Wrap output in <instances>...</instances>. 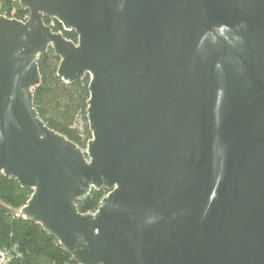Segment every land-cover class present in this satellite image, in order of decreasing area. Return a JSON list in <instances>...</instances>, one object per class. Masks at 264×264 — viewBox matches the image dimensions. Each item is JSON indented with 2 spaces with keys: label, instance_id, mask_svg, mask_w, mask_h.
<instances>
[{
  "label": "water",
  "instance_id": "95a60500",
  "mask_svg": "<svg viewBox=\"0 0 264 264\" xmlns=\"http://www.w3.org/2000/svg\"><path fill=\"white\" fill-rule=\"evenodd\" d=\"M19 1L28 21L0 17V173L33 191L20 217L78 264H264V0ZM49 48L65 83L90 76L86 152L35 109Z\"/></svg>",
  "mask_w": 264,
  "mask_h": 264
},
{
  "label": "trees",
  "instance_id": "16d2710c",
  "mask_svg": "<svg viewBox=\"0 0 264 264\" xmlns=\"http://www.w3.org/2000/svg\"><path fill=\"white\" fill-rule=\"evenodd\" d=\"M2 16L25 22L30 12L19 0H0ZM45 23L53 26L55 33L78 42V35L65 31L58 21L45 18ZM60 63L52 48L40 56L41 82L33 89L35 109L49 128L85 151L92 140L88 122L90 76L67 84L59 76ZM32 195V190L23 189L17 180L0 173V253L6 255L7 264H78L38 222L20 217ZM107 195V190H93L78 204L79 212L96 213Z\"/></svg>",
  "mask_w": 264,
  "mask_h": 264
},
{
  "label": "built area",
  "instance_id": "2783aa9c",
  "mask_svg": "<svg viewBox=\"0 0 264 264\" xmlns=\"http://www.w3.org/2000/svg\"><path fill=\"white\" fill-rule=\"evenodd\" d=\"M29 19V18H28ZM28 19L26 21H28ZM25 21V22H26ZM2 254V260H1V263L0 264H7V259H6V255L1 253Z\"/></svg>",
  "mask_w": 264,
  "mask_h": 264
},
{
  "label": "rangeland",
  "instance_id": "374dc122",
  "mask_svg": "<svg viewBox=\"0 0 264 264\" xmlns=\"http://www.w3.org/2000/svg\"><path fill=\"white\" fill-rule=\"evenodd\" d=\"M84 152H86V150Z\"/></svg>",
  "mask_w": 264,
  "mask_h": 264
}]
</instances>
